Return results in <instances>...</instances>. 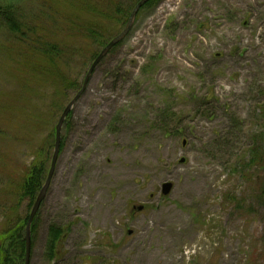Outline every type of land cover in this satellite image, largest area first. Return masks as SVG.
Wrapping results in <instances>:
<instances>
[{
  "label": "rangeland",
  "instance_id": "obj_1",
  "mask_svg": "<svg viewBox=\"0 0 264 264\" xmlns=\"http://www.w3.org/2000/svg\"><path fill=\"white\" fill-rule=\"evenodd\" d=\"M73 1L0 2L14 6L29 42L70 52L64 91L57 78L28 85V49L0 29V234L29 215L21 180L46 157L78 92L70 81L80 87L101 50L81 44ZM94 2L85 5L111 9V0ZM87 22L107 40L123 28ZM60 137L29 264H264V195L253 183L264 168H251L264 156V0H160L141 10ZM164 183L173 185L165 197ZM51 227L66 231L54 261L45 254Z\"/></svg>",
  "mask_w": 264,
  "mask_h": 264
},
{
  "label": "trees",
  "instance_id": "obj_2",
  "mask_svg": "<svg viewBox=\"0 0 264 264\" xmlns=\"http://www.w3.org/2000/svg\"><path fill=\"white\" fill-rule=\"evenodd\" d=\"M4 1L5 0H0V2ZM94 1L97 0H75L71 2V4H67L70 9V11H68V16L69 18L75 19L76 22L80 21L82 23L77 25L78 28H86V34L83 35V39L81 40L82 45L87 44L92 46L95 44L97 45V48L102 49L111 39L107 40L105 37H103L101 31V33L96 31L97 27L94 29L90 24H88L87 21L89 19L96 20L97 22H99V20H110L112 23H114V25L124 27L133 7L140 0H126L129 3L126 8L120 5L121 0H111V9H109L107 12L96 11L85 5V3H94L96 6L97 3ZM158 1L160 0L151 1L145 5L143 9H147L150 6L155 5ZM86 9H89V12ZM73 25L75 24L73 23L71 26ZM20 27L21 23L15 18L14 6H7L1 9L0 4V29L5 30L7 34L12 35L15 39H17V43L20 46L28 49L30 66L28 69L27 80L31 79L29 80L28 85L32 83L36 86H41L40 84L48 83L49 79L57 78L61 88L64 91L66 89L67 83L62 71L63 68L66 69L64 64L70 57V52H64L63 45L49 41H43L41 39H36V42L32 40L29 42L24 38V34ZM69 43L72 42L69 40ZM98 51L99 50L93 53L92 61L96 58ZM67 88H75L79 90L80 87H78L76 81H70V84ZM26 120L30 121L31 119L27 117ZM54 138L55 128L51 137L52 141L45 149L46 157H44V160H36L31 167L29 166L21 180L19 199L28 200V207L33 206V203L45 182L48 172L47 164L49 162V155L54 148ZM61 148L62 143L60 149ZM263 160L264 156L262 162ZM262 162L261 164H252L251 168L254 170L263 169L264 164H262ZM250 178H252V175ZM253 183L256 185L254 189L255 194L258 196L264 195V180H254ZM27 219L28 215H26L24 218L22 217L21 219L17 218L8 227H5L2 230L0 234V264H24L25 227ZM34 231L35 226L32 224L31 235L34 233ZM65 234V230L57 227H51L49 229L45 254L50 261H54V259L59 256L61 244Z\"/></svg>",
  "mask_w": 264,
  "mask_h": 264
},
{
  "label": "water",
  "instance_id": "obj_3",
  "mask_svg": "<svg viewBox=\"0 0 264 264\" xmlns=\"http://www.w3.org/2000/svg\"><path fill=\"white\" fill-rule=\"evenodd\" d=\"M148 1L150 0H141L133 9V11L131 12L127 23L123 29V31L116 36L114 39H112L106 46L105 48H103V50H101V52L99 53V55L96 57V59L94 60V62L91 64L85 78L82 84V87L80 89V91L75 95V97L71 100V102L66 106V108L63 110L57 126H56V137H55V145H54V151H53V156H52V161H51V165H50V170L46 179L45 184L43 185V187L41 188L35 203L31 209V212L29 214L28 220H27V224H26V228H25V263L24 264H29V259H30V250H31V234H30V227L32 224L33 219L35 218L39 207L42 203V201L45 198V194L47 192V189L49 187L51 178L53 176V172L55 169V165L58 159V153H59V145H60V132H61V128L63 126V123L66 119V117L68 116V114L71 112L73 106L75 105V103L80 99V97L82 96V94L84 93L88 81L90 79L91 74L93 73L94 69L97 67V65L103 60V58L114 48L116 47L120 42L123 41V39L129 34L133 23H134V19L138 13V11L140 10V8L142 6H144ZM184 145V143H183ZM183 162V160L181 161ZM173 185L171 183H164L161 187V194L162 196H167L170 194L171 190H172ZM143 209V207H138L136 208L137 211H141Z\"/></svg>",
  "mask_w": 264,
  "mask_h": 264
}]
</instances>
